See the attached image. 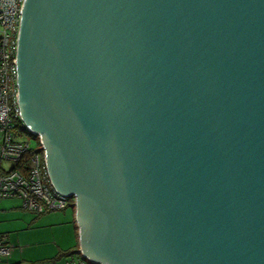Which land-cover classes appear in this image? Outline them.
Segmentation results:
<instances>
[{
  "label": "water",
  "instance_id": "water-1",
  "mask_svg": "<svg viewBox=\"0 0 264 264\" xmlns=\"http://www.w3.org/2000/svg\"><path fill=\"white\" fill-rule=\"evenodd\" d=\"M17 65L87 264H264V0H25Z\"/></svg>",
  "mask_w": 264,
  "mask_h": 264
},
{
  "label": "built area",
  "instance_id": "built-area-1",
  "mask_svg": "<svg viewBox=\"0 0 264 264\" xmlns=\"http://www.w3.org/2000/svg\"><path fill=\"white\" fill-rule=\"evenodd\" d=\"M24 2L0 0V201L19 198L25 210L40 215L65 210L74 200L60 195L51 185L44 152H35L22 162L31 148L25 138L17 135L15 125L17 120L22 122L17 98V50ZM10 253V246L0 236V260ZM67 264L87 262L81 253H75Z\"/></svg>",
  "mask_w": 264,
  "mask_h": 264
},
{
  "label": "crops",
  "instance_id": "crops-1",
  "mask_svg": "<svg viewBox=\"0 0 264 264\" xmlns=\"http://www.w3.org/2000/svg\"><path fill=\"white\" fill-rule=\"evenodd\" d=\"M60 211L38 215L25 210L19 198L1 200L0 236L11 253L0 264H67L74 255L69 252L80 248L79 230L75 211Z\"/></svg>",
  "mask_w": 264,
  "mask_h": 264
},
{
  "label": "trees",
  "instance_id": "trees-1",
  "mask_svg": "<svg viewBox=\"0 0 264 264\" xmlns=\"http://www.w3.org/2000/svg\"><path fill=\"white\" fill-rule=\"evenodd\" d=\"M15 125H16V127L19 129V133L17 134L18 136H20V137H22V138H24V137H26V136H28V137H31V138H34L32 135H30V133L28 132V130L23 126V122H21V121H18L17 120V122H15ZM35 139V138H34ZM35 140H37V142H38V146H40V144H39V139L38 138H36ZM38 147L37 148H30L29 150H28V152L26 153V156H25V159L22 161V162H27V160H28V158L33 154V153H35V152H37L38 151ZM21 165H18V167H20ZM72 204H74V202L72 203ZM48 213V212H47ZM45 214V213H44ZM40 215H42V214H40ZM75 254V253H79V249L77 248L76 250H75V252L74 251H70L69 252V254Z\"/></svg>",
  "mask_w": 264,
  "mask_h": 264
},
{
  "label": "rangeland",
  "instance_id": "rangeland-1",
  "mask_svg": "<svg viewBox=\"0 0 264 264\" xmlns=\"http://www.w3.org/2000/svg\"><path fill=\"white\" fill-rule=\"evenodd\" d=\"M25 138V140L27 141V142H29L30 144H31V147L32 148H37L38 147V142H37V140H35L34 138H31V137H28V136H26V137H24ZM5 166L6 167H9V163H5ZM67 211H69L71 214H72V212L73 211H75V208L74 207H68L67 209H66ZM51 212V211H50ZM59 212H61V211H59ZM53 213H55V212H53ZM75 222H76V218H75ZM76 224H77V222H76ZM47 230H45L44 231V234H47ZM43 234V236H45V237H47V235H44ZM52 242H54L53 240H52Z\"/></svg>",
  "mask_w": 264,
  "mask_h": 264
}]
</instances>
